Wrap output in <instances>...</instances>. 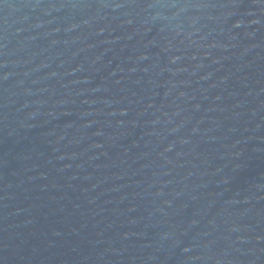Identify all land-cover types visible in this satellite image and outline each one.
Wrapping results in <instances>:
<instances>
[{
  "label": "water",
  "instance_id": "obj_1",
  "mask_svg": "<svg viewBox=\"0 0 264 264\" xmlns=\"http://www.w3.org/2000/svg\"><path fill=\"white\" fill-rule=\"evenodd\" d=\"M0 264H264V0H0Z\"/></svg>",
  "mask_w": 264,
  "mask_h": 264
}]
</instances>
